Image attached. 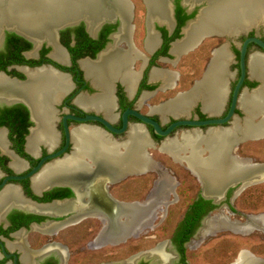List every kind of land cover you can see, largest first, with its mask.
Masks as SVG:
<instances>
[{"label": "flooded vegetation", "instance_id": "1", "mask_svg": "<svg viewBox=\"0 0 264 264\" xmlns=\"http://www.w3.org/2000/svg\"><path fill=\"white\" fill-rule=\"evenodd\" d=\"M98 1L109 12V15L98 21L94 22L83 11L80 16L67 19L66 22L73 21V24L64 26L65 21L61 20L42 25L38 31L30 30L19 19L29 12L30 7L27 11L10 5V13L6 14L5 11L1 15L0 28L7 25L8 29L5 28L4 35L0 33L3 36L0 38V77L3 81L0 84V264H71L80 260V257L95 255L108 247L125 245L132 239H155V236L145 234L159 228L171 211H177L184 199L179 193L184 185L173 170L154 158L155 153L170 157L172 162L187 170L198 182L199 189L190 196L191 200L169 239L158 242L146 252L139 251L120 260V264H190L186 257L187 250H199L208 244L206 238L216 236L219 232L227 230L249 235L259 231L264 234V224L256 220L264 217V213L247 215L236 206L242 192L264 182V171L256 169L264 162L255 163L238 153L241 144L248 140L236 146L233 144L229 157L250 161L252 166L245 178L253 183L240 191L243 184H233V179L229 186L209 193L205 179L191 169L185 159H174L162 151V145L168 139L182 137L184 132L198 130L204 136L210 127L181 126L175 128L168 137H160L155 134L154 127L128 115V125L123 129V117L128 110L153 119L163 131L180 120L203 121L226 117L235 87L241 78L242 45L252 37L264 41V23L241 31L223 30L212 25L208 32L200 33L190 42L188 35L192 28L198 26V16L201 14L203 18L211 8V0H201V4L197 3L198 0H164L166 16L156 15L150 8L149 0H141L144 7L141 14H137L134 0ZM119 2L124 5L125 14L119 9ZM186 29L187 34L184 33ZM207 41H215V44L210 46L202 75L189 89L183 90V76L175 68L184 56L193 53ZM221 52L227 53L228 59L222 70L225 93L218 111L210 113L205 110L203 95L195 99L184 114L175 115L167 111L169 106L164 107L163 104L179 95L198 97L200 92L204 94L207 91L205 78L211 73L214 61L220 59ZM259 52L263 50L254 44L248 46L247 74L240 95L245 90L251 93L261 85L260 78L252 76L249 68L250 57ZM56 53L62 55L63 60L55 58ZM123 55L127 57L128 64L121 68L120 75L127 70L138 76L132 93H129L120 77L110 81V93H107L101 84H96L87 76L85 67H99L109 58L117 60L118 56ZM45 70L64 77L68 87L65 94L50 106L54 119L51 124L55 135L53 143L36 142L30 145L35 133L46 129L33 99L36 95L34 86L39 81L37 77ZM29 80L32 81L29 83ZM180 84L183 85L182 90L156 105L151 104L154 99L160 100L161 93L175 91ZM196 86L197 89L189 93ZM107 95L111 102L109 107L102 100ZM144 109L147 111L144 112ZM244 111L240 100L234 115L242 119L245 117ZM70 116L78 119L97 116L110 123L115 130L124 131L113 132L99 121L82 122L68 118V130L72 135L67 149L55 158L46 159L65 149L64 119ZM134 127L140 128L136 134L147 140L141 155L146 157L149 167H144L138 161L131 169L122 168L113 178L102 177L100 174L104 171L105 158L100 153L98 156L93 155L91 151L69 167L72 170L65 173L61 170L59 163L76 156L73 131L94 129L107 141L117 144L114 152L124 156ZM228 127L229 124L224 128ZM261 139L264 137L249 140ZM205 147L202 144V151ZM181 155L189 156L185 152ZM201 155L207 158L209 152H202ZM56 164L57 170H54ZM42 175L47 176L48 180L44 184H37L36 180ZM147 176L153 179L146 193L143 179ZM115 207L119 213L112 217ZM129 209H136L137 225L123 232L127 223L132 221L127 216ZM145 209L149 219L144 225L142 213ZM219 215L230 221V227L207 231L209 222ZM247 216L250 220H247ZM113 225L122 232L121 238L107 237L111 235ZM242 259L252 264H264L263 256L247 250L239 251L234 264H240ZM105 263L114 264L111 258Z\"/></svg>", "mask_w": 264, "mask_h": 264}, {"label": "bare ground", "instance_id": "2", "mask_svg": "<svg viewBox=\"0 0 264 264\" xmlns=\"http://www.w3.org/2000/svg\"><path fill=\"white\" fill-rule=\"evenodd\" d=\"M188 1L192 2L197 0ZM211 2L213 3H211V8L208 9L205 16L200 19L198 26L191 29L188 35V40L190 42L197 38L200 33L208 32L212 25H214L215 28L221 27L223 30L241 31L252 25L264 23V0H211ZM149 4L156 15L166 16L167 7L164 0H149ZM10 5H14L16 9L19 7L27 11L29 10L27 8L30 7L28 13H26L25 10L23 11L27 15L25 14L24 17L19 19H21L22 23L27 25L32 31H38L41 29L42 25L44 26L49 23H57L61 20L66 22L69 17L80 16L83 11H86L94 22L109 15V12H106L105 8H103L105 5L102 6L98 0H0V21L1 15H4L3 12L7 11L6 14L10 13ZM118 5L119 9L123 10L124 5L121 3ZM122 12L125 14L124 10ZM226 54L225 52H221V54H219L220 59L217 58L214 61L211 73L205 78V85L208 88L204 94L200 92V96L198 97L188 96L183 98L182 101L180 100L173 106H169L167 111L175 115L184 114L189 110L190 106L193 105L195 99L201 98L203 95L205 96V110L210 113L217 112L225 93L224 82L222 81V70L226 64L224 62L228 59ZM54 56L58 60H63L62 55L58 53ZM127 64L128 59L123 55L118 56L117 60L109 58L108 61L104 62L99 67L87 66L85 69L87 76L92 78L96 84H101L103 86L102 89L107 93L110 91V81L118 77L126 84L129 93H132L136 86L138 76L127 70H124L123 73H121L122 75H120L121 68L123 66L127 67ZM250 70L252 76L260 78V80L263 81V87L256 93L250 95L244 94L241 99V107L249 116L260 113L264 117V55L256 53L250 57ZM40 75V77H37L39 80L38 83L34 86L36 95L33 96V99L37 107L38 116L43 119L46 129L36 132L33 139L30 141V145H34L33 143L36 144V142H45L51 145L55 139V135L53 130H51V124L54 119L50 106L52 102H57L62 95L65 94L68 83L64 77L51 74L46 70L41 72ZM0 84H3L1 77ZM5 86L8 87L7 85ZM38 91L44 94L38 93ZM102 100L104 104L108 105V107L110 106L111 102L108 95ZM249 116L248 119H250ZM136 130L141 129L133 128L134 133H131L130 140L127 143L128 145L125 146L126 151L124 156L114 152L117 149V144L109 140L107 141L94 129L85 128L73 131V139L76 144V156L73 155L68 157L65 161L59 163L61 170L64 171V173L72 170L69 167H72L83 154L89 155L91 151L93 155L96 154V156H98L100 153L105 158V164H103L104 171L100 174L102 177L106 176L113 178L124 168L131 169L133 166H136L138 161L142 162L144 167L147 165L149 167L146 157L141 155V150H143L147 140L143 139L141 135H137ZM139 133H142V131ZM260 134H264V118L259 126H254L247 120L245 126H240L239 128L232 127L230 129L229 127L224 129H212L204 136H202V133L198 130L184 132L182 137L178 139L174 138L165 141L162 145V151H165V153H168L174 159H185L189 167L197 171V173L205 179L207 192L214 193V191L222 190L227 183L241 175V173L243 175L245 170H248L252 166L249 160L229 157L231 147L235 141L247 135ZM202 144L206 145L203 151L201 148ZM100 146H102V149ZM97 150H99V152H97ZM205 151L209 152L207 158H203L204 156L202 157L201 155V153ZM183 152L188 153L189 156L183 157L181 155ZM54 170H57V164L54 166ZM47 180V176L43 177L42 175L36 182L37 184H44ZM131 210L132 209H129L127 211V216L130 217L132 221L127 223L123 232L137 225L135 220L138 216L134 214L136 209L133 211ZM117 213H119V210L115 207L113 208L111 216L113 217V215ZM142 215L145 218L143 220V223L145 221V225L148 223L147 221L149 219L147 209L144 210ZM256 220L264 224V217L257 218ZM229 225L230 221L225 219V216L219 215L209 222L207 231L218 227L227 228L230 227ZM115 226L113 225L110 231L111 235L107 236L108 238L116 239L121 238L123 235L120 230L115 229ZM240 264L252 263H249L247 259H242Z\"/></svg>", "mask_w": 264, "mask_h": 264}, {"label": "rangeland", "instance_id": "3", "mask_svg": "<svg viewBox=\"0 0 264 264\" xmlns=\"http://www.w3.org/2000/svg\"><path fill=\"white\" fill-rule=\"evenodd\" d=\"M138 12L141 14L144 7L141 0H134ZM215 41L204 42L196 51L184 56L181 62L175 68L182 74V83L175 91L167 93H161V98L154 99L151 104H158L165 98L173 96L177 91L189 89L194 81L199 80L202 75L204 64L209 58L210 46H213ZM183 86V87H182ZM182 87V89H181ZM147 111L144 109V112ZM238 153L241 157L250 158L255 163L264 162V139L261 140H248L241 144L238 149ZM154 158L161 161L167 168L174 171L181 183L184 185V191H179L183 203L180 204L177 211H171V215L168 219L155 230H150L145 235H153L155 239H146L141 237L137 241L133 239L125 244L114 247H108L106 250L96 252L95 255L80 257V260L72 262L71 264H106L108 259H112L114 264H120V260L131 256L139 251H147L153 248L158 242L167 240L172 236L174 228L177 222L182 218L183 212L188 205L190 196L195 195L199 189V184L196 179L191 176L187 170H185L179 164L172 162L170 157L162 154L155 153ZM152 176H147L143 179L145 185V191L147 193L150 185ZM238 210L245 212L247 215H257L264 213V182L248 187L236 201ZM237 219H241L238 218ZM244 221V220H242ZM73 240V238H72ZM74 241V240H73ZM207 245H203L197 251L187 250V260L190 264H234L235 258L239 251L247 250L252 252L254 255L264 257V234L256 231L249 235H240L231 231L219 232L216 236H211L205 239ZM106 254H111L110 258ZM141 258V257H140ZM138 260H140L138 258Z\"/></svg>", "mask_w": 264, "mask_h": 264}, {"label": "water", "instance_id": "4", "mask_svg": "<svg viewBox=\"0 0 264 264\" xmlns=\"http://www.w3.org/2000/svg\"><path fill=\"white\" fill-rule=\"evenodd\" d=\"M197 3L201 4V0H198ZM201 18H202V15L200 14L198 16V20H200ZM68 24H73V21L65 22L64 26H66ZM5 28L8 29V26L6 25ZM5 28H0L1 29L0 33H2V35H4L3 32H4ZM186 30L184 31L185 34L188 33V29H186ZM2 35L0 36V38H3ZM185 38H186V35H185V37L183 39L185 40ZM250 44H254L255 46L261 48L263 50V52H259L258 54L264 55V41L262 39L256 38V37H252V38H248V39H246L244 41V43L242 45V48H241V51H240L241 78H240V80L238 81V83H237V85L235 87V90H234V93H233V97H232V101H231L230 111H229V113L227 114L226 117H224V118H210V119L203 120V121L191 120V119L190 120H180V121H177V122L173 123L172 125H170L167 128L166 131H163L162 128H161V125L158 122L154 121L153 119H150L147 116L139 114V113H137L135 111L128 110V111L125 112L124 117H123V122H124V126H123L124 128L123 129H125L127 127V125H128V115H132V116L136 117L137 119L141 120L142 122H144L146 124H149L152 127H154L155 134L160 136V137H168L174 131L175 128L181 127V126H183V127L190 126V127H198V128L210 127L209 130H207V133L210 130L215 129V128L216 129H223L228 124L230 126L229 129L232 128V127L239 128L240 126H245L247 120H249L252 125L259 126L260 123L262 122L263 118H264L263 115L260 114V113H257V114H255L253 116H249L248 113L244 111L245 117L242 118V119H240V118H238V117H236L234 115L235 111H236V108H237V104H238V102L240 103V100L242 99L244 92H245L244 93L245 95H250V94L256 93L257 91H259L263 87V81L260 80L261 85H260V87H258V89L253 90L251 93H249L248 90H245L240 95V90L242 88L243 82H244V80L246 78V74H247L246 56H247V49H248V46ZM249 68H250V64H249ZM31 81L32 80H29L28 82L30 83ZM201 84H202V82H201ZM199 87H201V85H199ZM196 89H197V86L193 90H191L189 93H192ZM186 97H188L187 94L179 95L176 99H173L170 102L163 104V106L166 107V106L174 105L175 103H178L180 100L182 101V99L186 98ZM248 116H249L250 119H248ZM68 118L72 119V120H79V121H82V122L99 121L103 125H105L108 129L112 130L113 132H118L119 133V132L124 131V130H121V131L115 130L110 123H108L106 120H104L102 118H99L97 116H87L86 118H83V119H78V118L71 117V116L70 117H66L64 119V125L66 127V130H65L66 147L60 153L54 154V155H50L46 159L55 158V157L59 156L60 154H62L67 149V147H68V145H69V143L71 141V135H72L70 133V131L68 130V125H67ZM262 137H264V134L249 135V136L247 135V136L241 137L238 140H236L234 145L236 146L239 143H242L243 141H246V140H249V139H259V138H262ZM258 168H260V169H258ZM256 169L264 171V164H262L261 166L260 165L257 166ZM249 172L250 171L245 170V173L243 175L241 173V175L235 177L234 178L235 180L232 181L233 184H238V183L243 184V186H242L240 191L244 190L247 186H249L251 183H253V181H250L248 178H245V176H247ZM11 179H19V177H12ZM229 185H230V183H227L225 186L227 187ZM246 218H247V220H250L249 216H247ZM249 256L252 257V254L251 255L249 254Z\"/></svg>", "mask_w": 264, "mask_h": 264}, {"label": "trees", "instance_id": "5", "mask_svg": "<svg viewBox=\"0 0 264 264\" xmlns=\"http://www.w3.org/2000/svg\"><path fill=\"white\" fill-rule=\"evenodd\" d=\"M180 12H181V10H180Z\"/></svg>", "mask_w": 264, "mask_h": 264}]
</instances>
